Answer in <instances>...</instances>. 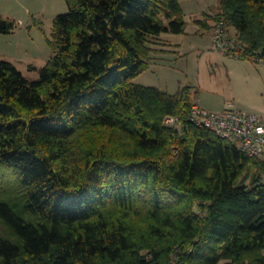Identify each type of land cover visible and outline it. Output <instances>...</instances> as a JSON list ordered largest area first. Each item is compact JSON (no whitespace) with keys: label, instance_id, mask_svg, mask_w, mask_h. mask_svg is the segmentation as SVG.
Here are the masks:
<instances>
[{"label":"trees","instance_id":"obj_1","mask_svg":"<svg viewBox=\"0 0 264 264\" xmlns=\"http://www.w3.org/2000/svg\"><path fill=\"white\" fill-rule=\"evenodd\" d=\"M65 2L36 79L0 59V264H264V152L194 124L189 88L133 80L181 0ZM218 5L196 23L264 62V0Z\"/></svg>","mask_w":264,"mask_h":264},{"label":"rangeland","instance_id":"obj_2","mask_svg":"<svg viewBox=\"0 0 264 264\" xmlns=\"http://www.w3.org/2000/svg\"><path fill=\"white\" fill-rule=\"evenodd\" d=\"M181 5L185 31L164 32L152 39L149 67L134 82L169 93L187 87L193 104L198 102L204 109L220 112L231 106L264 117V62L240 58L232 55L231 49L226 52L218 48L214 40L218 20H208L204 27L196 23L217 12L218 0H181ZM67 9L65 0H0V15L16 23L12 32L0 33V59L12 62L23 75L36 79V68L53 55L48 44L53 19ZM228 35L235 40V29L229 27ZM167 119L171 120L169 124L176 123L175 117ZM253 172L257 173V169ZM262 178L264 183V173Z\"/></svg>","mask_w":264,"mask_h":264},{"label":"built area","instance_id":"obj_3","mask_svg":"<svg viewBox=\"0 0 264 264\" xmlns=\"http://www.w3.org/2000/svg\"><path fill=\"white\" fill-rule=\"evenodd\" d=\"M214 27V40L218 48L226 52L236 48V42L226 33L222 20L216 22ZM192 113L190 119L194 124L208 128L222 138L234 140L237 147L246 155L258 157L263 154V116L246 113L231 106L225 107L220 112H214L202 108L198 102L193 104Z\"/></svg>","mask_w":264,"mask_h":264},{"label":"crops","instance_id":"obj_4","mask_svg":"<svg viewBox=\"0 0 264 264\" xmlns=\"http://www.w3.org/2000/svg\"><path fill=\"white\" fill-rule=\"evenodd\" d=\"M239 109V108H238ZM239 110H241V109H239ZM242 111V110H241Z\"/></svg>","mask_w":264,"mask_h":264}]
</instances>
